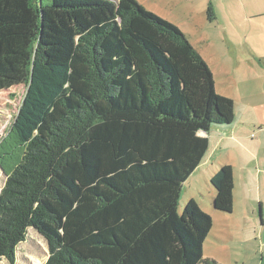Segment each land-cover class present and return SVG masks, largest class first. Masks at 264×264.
I'll return each instance as SVG.
<instances>
[{
  "label": "trees",
  "instance_id": "1",
  "mask_svg": "<svg viewBox=\"0 0 264 264\" xmlns=\"http://www.w3.org/2000/svg\"><path fill=\"white\" fill-rule=\"evenodd\" d=\"M20 85L0 260L34 229L45 264H217L212 217L180 200L235 104L185 33L137 0H0V92ZM211 184L231 214L233 167Z\"/></svg>",
  "mask_w": 264,
  "mask_h": 264
},
{
  "label": "rangeland",
  "instance_id": "2",
  "mask_svg": "<svg viewBox=\"0 0 264 264\" xmlns=\"http://www.w3.org/2000/svg\"><path fill=\"white\" fill-rule=\"evenodd\" d=\"M137 1L185 33L208 63L214 75L217 92L237 99L236 111L239 115L245 109L239 99L247 97L248 92L253 104L264 101L261 95L264 77L258 80L261 72L259 66H264V0ZM210 4L214 8L212 21L208 14ZM252 65L257 68L252 70ZM25 93L26 87L23 85L0 92V193L20 158L21 147L14 141L13 125ZM259 113V109L255 108L252 116H258ZM253 131L254 137L250 138V142L254 144L251 154L255 156L264 144L257 143L260 140V129ZM260 167L263 171L262 178H253L251 187L238 180V209L226 214L231 219L230 230L223 233L225 229L216 222L214 235L217 239L211 235L207 240L206 259H212L217 264H264V235L261 236L264 225L259 204L254 206L252 213L244 214L242 202L245 197L256 199L260 191L264 196V160L259 164L258 168ZM188 180L184 183L180 210L193 196L208 202L209 192L215 190L210 183L200 190L196 182L191 186ZM210 187L212 190H209ZM211 206L213 208V200ZM48 257L47 241L37 231L30 229L28 239L18 247L16 264H45ZM0 264L9 263L2 259Z\"/></svg>",
  "mask_w": 264,
  "mask_h": 264
},
{
  "label": "crops",
  "instance_id": "3",
  "mask_svg": "<svg viewBox=\"0 0 264 264\" xmlns=\"http://www.w3.org/2000/svg\"><path fill=\"white\" fill-rule=\"evenodd\" d=\"M261 69L260 75L258 76V80L264 77V66H259ZM257 67L255 65L251 66V69L254 70ZM262 83V82H261ZM264 84V83H262ZM250 92H248L247 97H240V104L244 105V112H241L239 115L236 111L237 107V99L230 97L234 101L235 104V120L234 123L229 128H213L208 133H201L202 137H206L209 140V149L203 158L200 166L194 171L192 176L189 178V182L191 186H193V182L197 183V187L200 190H203L211 184V178L215 173H217L222 166H232L234 170V208L233 212L237 208V195H238V180L240 179L242 184L252 186L253 178L258 177L261 179L263 171H261V167L258 168L259 164L264 160V147H260V151L257 155L253 156L251 154L252 147L254 144L250 142V138L253 139V130L260 129L259 137L260 140L257 143L264 144V101H257L255 104L252 103L251 97L249 96ZM222 95V94H221ZM262 97H264V86L262 91ZM224 96V95H223ZM226 97V96H225ZM261 97V98H262ZM229 98V97H228ZM255 108L259 109L258 116H252ZM263 126V127H262ZM258 147V146H257ZM255 172V173H254ZM188 182V183H189ZM261 183V180H260ZM215 189V188H214ZM209 190H212L210 187ZM248 196V195H246ZM216 197V190H212L209 192L207 196L208 202L204 201L201 197L193 196L190 200H195L200 208L209 214L214 222V226L212 232L208 239L214 235V228L216 222L225 229L223 233H225L229 227L231 226V219L227 218L223 214H218V212L212 208L211 203L214 201ZM243 202V213L250 214L254 211V206L259 204V213L262 220V224L264 225V196L262 191L258 193L256 199L242 198ZM217 212H215V211ZM232 212V213H233ZM264 228H262L261 236L264 235ZM230 230V229H229ZM212 235V236H211ZM213 238L216 240L217 236L214 235ZM207 239V240H208ZM224 242V241H221ZM207 243V241H206ZM205 243V245H206ZM204 255H205V246H204Z\"/></svg>",
  "mask_w": 264,
  "mask_h": 264
}]
</instances>
